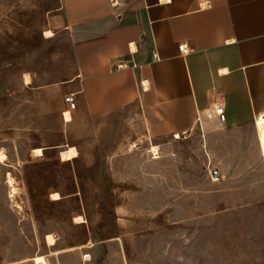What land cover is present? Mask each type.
Instances as JSON below:
<instances>
[{
	"label": "rangeland",
	"instance_id": "rangeland-1",
	"mask_svg": "<svg viewBox=\"0 0 264 264\" xmlns=\"http://www.w3.org/2000/svg\"><path fill=\"white\" fill-rule=\"evenodd\" d=\"M75 73L61 0H0V75L10 89L0 100V264H35L36 255L45 264H264L253 127L225 128L206 113L174 139L148 130L136 104L101 117L78 106L68 122L36 108V87ZM68 146L78 156L61 160Z\"/></svg>",
	"mask_w": 264,
	"mask_h": 264
},
{
	"label": "crops",
	"instance_id": "crops-1",
	"mask_svg": "<svg viewBox=\"0 0 264 264\" xmlns=\"http://www.w3.org/2000/svg\"><path fill=\"white\" fill-rule=\"evenodd\" d=\"M111 1L61 0L76 73L54 88L36 87V108L63 111L67 92L92 117L136 104L148 130L166 135H190L212 113L225 128L252 126L259 149L264 0ZM9 92L0 75V100ZM215 106L224 108V121Z\"/></svg>",
	"mask_w": 264,
	"mask_h": 264
},
{
	"label": "bare ground",
	"instance_id": "bare-ground-1",
	"mask_svg": "<svg viewBox=\"0 0 264 264\" xmlns=\"http://www.w3.org/2000/svg\"><path fill=\"white\" fill-rule=\"evenodd\" d=\"M23 76H24L25 82L29 83L30 75L28 73H25V75H23ZM217 107H219V106H217ZM63 119L65 121H70L71 120V113L68 112L67 110H64ZM254 127H255V131H256V134H257L258 142H259L260 155H261V157L263 158V161H264V112H261V113H259L256 116ZM2 151H0V162H4L5 159H6V155ZM31 152H32V155L40 156L43 153V148H40V147L33 148L31 150ZM59 156H60L61 160L73 159V158L78 156V151H77V149L74 146H68L65 149H62V150L59 151ZM13 180L14 179L12 178L11 174L8 172L7 173L6 182L8 183V185L11 188V190H10V192H11L10 194L11 195L16 193V187L14 186V181ZM50 196L53 199L59 198L58 192H52V193H50ZM74 221L75 222H81L82 221V217L81 216H76V217H74ZM45 238H46V241H47L48 245H53L55 243V239H54V237H53V235L51 233L46 234ZM32 260L35 262V264H45L46 263L45 258H44L43 255L33 256Z\"/></svg>",
	"mask_w": 264,
	"mask_h": 264
},
{
	"label": "built area",
	"instance_id": "built-area-1",
	"mask_svg": "<svg viewBox=\"0 0 264 264\" xmlns=\"http://www.w3.org/2000/svg\"><path fill=\"white\" fill-rule=\"evenodd\" d=\"M112 5H116L117 1L116 0H112L111 1ZM178 48L180 50V52H182L183 54H186L188 52V48L184 43H181L178 45ZM63 102L65 104V108L68 112H72L73 110L78 108V102L77 99L75 97V93L74 92H67L63 95ZM63 113V111H62ZM215 114L218 117V119L220 121H224L225 120V113H224V108L222 106H215ZM171 136L174 139H184L188 137L187 133H178V132H173L171 133ZM209 173V177L211 179L212 182H216L219 178V172L216 168H211L208 170Z\"/></svg>",
	"mask_w": 264,
	"mask_h": 264
},
{
	"label": "trees",
	"instance_id": "trees-1",
	"mask_svg": "<svg viewBox=\"0 0 264 264\" xmlns=\"http://www.w3.org/2000/svg\"><path fill=\"white\" fill-rule=\"evenodd\" d=\"M60 151V150H59ZM76 158V157H75ZM74 159V158H73ZM72 160V159H71Z\"/></svg>",
	"mask_w": 264,
	"mask_h": 264
}]
</instances>
